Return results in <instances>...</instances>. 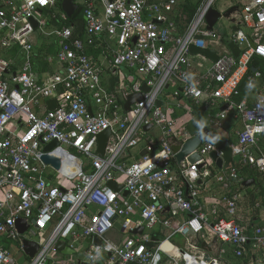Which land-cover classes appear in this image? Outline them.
<instances>
[{"label":"built area","instance_id":"2783aa9c","mask_svg":"<svg viewBox=\"0 0 264 264\" xmlns=\"http://www.w3.org/2000/svg\"><path fill=\"white\" fill-rule=\"evenodd\" d=\"M196 1L189 16L183 0H98V6L82 0L78 35L62 0H0V51L17 48L23 55L18 65L0 57V239L20 249L23 238L35 241L38 250L27 264H161L164 244L176 234L186 239L187 248L175 249L183 264H197L188 251L196 248L193 236L229 245L238 259L255 253L264 263V226L246 232L235 167V161L247 165L264 181V73L252 66L254 58L264 64V0H226L225 9H216L236 7L218 18L229 21L230 34L214 29L218 19L207 28L215 0ZM36 31L57 46L48 60L59 69L41 77L32 70ZM191 46L215 50L216 60L191 53ZM92 50L109 58L98 64ZM104 73L115 76L113 85ZM242 81L254 96L236 100ZM135 93L140 100L126 110ZM49 99L56 101L53 110ZM194 108L210 129H223L228 113L240 122L226 169L216 167L209 154H222L207 141L193 151L199 160L176 162L170 143L191 137L185 124ZM107 129L100 155L97 136ZM52 141L57 144L45 151ZM43 155L56 156L61 170ZM206 178L218 187L208 204L200 187ZM110 180L121 188L112 190ZM17 218L29 224L22 235ZM117 222L122 240L109 236ZM156 232L161 236L153 238ZM65 240L70 255L55 249ZM0 264H16L1 242Z\"/></svg>","mask_w":264,"mask_h":264},{"label":"crops","instance_id":"0c3cea01","mask_svg":"<svg viewBox=\"0 0 264 264\" xmlns=\"http://www.w3.org/2000/svg\"><path fill=\"white\" fill-rule=\"evenodd\" d=\"M81 1L82 0H80V1L74 0V3L77 4L76 10H78L79 8L81 9L80 19H79L80 26L78 25L76 19H74V18L71 19L72 16L75 14L76 10L73 12V14L71 16H68V21L70 23L74 24V27L76 29L75 31L78 32V35H80V33H83L82 8L84 5L81 3ZM90 1H92L97 6L99 5L98 0H90ZM60 7H61V3H60ZM182 23H183V21L181 22V24ZM56 50H57V47L55 49V52H56ZM32 52L34 54V56H32V70L37 77H41L45 73L49 74L53 71L55 72L56 70L59 69L56 62H50L48 60L49 58H51V59H53L52 61H54L55 52L50 53L48 48H45L44 50H42V48L40 47V44H36L35 42H34ZM91 53H92V56L94 57V59L97 61L98 64L101 61H103L104 57L109 58V56L103 54L99 50H92ZM0 57L7 59L9 61H12V62H14L15 65H18L21 63L23 55H22V53H19L17 48H13L10 51H0ZM39 60H41V61H39ZM253 60L257 61L254 64L261 62V60L257 59V58H254ZM104 78L107 79L111 85H113L115 82V76L108 75V73H104ZM248 92H249V90H248ZM249 95H251V97L254 96L253 94H251V91L249 92ZM181 112H183V110L178 111L176 117L180 116V114H182ZM191 118L193 120H198V121H201L203 123H206V115L203 114L200 110H198L196 108H194V111L192 113ZM191 118L186 116L187 120L188 119L190 120ZM178 122L180 123L179 120H178ZM240 127H241L240 122L235 121L232 113H228V117L225 121V127L223 129H219V130H221V132L223 133L221 136L227 137L228 139H231V142H234L236 139L235 130L240 129ZM262 140L264 141V136L261 137V141ZM236 162L237 161H235V163ZM249 180H251V179H249ZM252 180L254 182L250 186H243L242 185V183L244 181H246L244 179H242L241 185L239 184L238 186H236V188L244 195V199H243V200H245V202L243 201L244 202L243 203L244 211L241 214V216H243V219L241 221H242V223L247 225L246 232L249 235H251V232L253 231V228L255 226H257V225H263L264 226V181L258 172L256 173L255 178ZM198 183H200V181ZM200 187H201V189H203L202 195L204 197L205 204L216 201V199L218 198L217 197L218 196V187L213 182L212 179H209V178L204 179L202 181ZM247 217H248V219H247ZM118 227H119V223L117 222L115 224V227L109 233V236L113 239L115 238V239L122 240L123 238H125V236L119 231ZM159 235L160 234L158 232H156V235L153 234L152 236H153V238H157L156 236L159 237ZM185 240H186L185 237H183L179 234L172 236L171 239L164 244V248H163L164 253L162 255L163 258L161 260V264H174L173 260L177 261V263H179V264H183L182 259L179 257V255L177 254L175 249L177 247L187 248V245H185L186 244ZM192 240H193V243H195L196 248L192 249V250H188V251L192 255L196 256L197 264H202V263L203 264H212L211 262H204L201 259V254H200V251H201L200 250V243H201V241H199L198 237L193 236ZM0 242L2 244H4L5 246H7V248L11 251V253H12L13 248L16 250V252L17 251L22 252V249H20V247L17 244H11V243L5 242L3 239H0ZM64 242L66 244H69L68 240H65ZM82 242L84 244V245H82V247H83L89 241H87L85 238V239L81 240V243ZM207 244H211L212 251L210 253V256L215 261V264H222V260H225V258H227L228 256H231L236 260H243L244 262H246V264H253V263L254 264H256V263L261 264V263L257 262V259L259 256L258 255L256 256L255 253L253 254L255 257V260H254V262H252L254 257L251 254V252H249L246 255L245 259H238L236 256L233 255L232 248L225 243H222L219 241H216L214 243L213 241H211L210 243H207ZM22 254H23L24 259L21 260V262H18L16 260V258L14 257L16 264H24L25 261H27L29 259L24 255L23 252H22ZM12 255H13V253H12ZM262 264H264V263H262Z\"/></svg>","mask_w":264,"mask_h":264},{"label":"water","instance_id":"95a60500","mask_svg":"<svg viewBox=\"0 0 264 264\" xmlns=\"http://www.w3.org/2000/svg\"><path fill=\"white\" fill-rule=\"evenodd\" d=\"M61 8L62 10L67 14V16H71L73 12L77 9V4L74 3V0H62L61 2ZM236 9V7H230L226 9L223 13H219L216 9L210 8L206 14V23H207V28L211 29L213 25L216 23L217 19L220 16H223L225 18H228L230 14ZM34 26L35 23L33 22ZM228 47L232 54L234 56L238 55V49L236 45L233 42L228 43ZM190 52L191 53H201L204 56L216 60V53L215 50L213 49H200L196 48L194 46L190 47ZM142 91H147L148 87L146 85H142L141 87ZM140 93H135L131 94L127 97V100L124 103V108L126 110H129L130 105L133 104L135 101L140 100ZM161 101H157V105H160ZM46 106L48 107L49 110H53L56 107V101L54 99H49L46 101ZM90 111V109H89ZM150 126H145L143 129L147 130ZM186 130L190 133L191 137L188 138L185 142L182 144L180 142L175 143L174 139L171 140L170 147L172 152L174 153V158L177 163H180L181 161L184 160L186 157L187 161L190 163H194L197 160H199L200 156L193 151L202 143V142H209L213 145L216 146V148L221 152V157H218V155L215 152H211L210 158L212 161L215 163L217 168H224L226 169L231 161H232V150L230 147V139L218 135L217 131L214 129H210L207 127L203 122L198 121V120H193L190 119L186 122L185 124ZM110 131L109 129L102 131L101 133L98 134L97 136V152L100 155H104L105 153V147L107 144V140L109 137ZM56 141H52L49 143L44 150L48 151L51 148H53L56 145ZM42 160L45 163L51 164L53 167L60 169V164H59V159L56 156H51V155H43ZM203 167V164H198L197 168L201 169ZM253 180H246L242 183L243 186H250L253 184ZM108 187H110L114 191H118L121 186L116 184L114 181L110 180L107 183ZM126 193V192H124ZM14 226L17 230V232L22 235L25 230L29 227V224L26 220L22 218H17L14 222ZM141 227L134 230V232H140ZM87 241H90V237L86 238ZM94 243L100 244L101 239L98 237L93 238ZM213 242L215 243L216 240L214 239ZM22 244V252L27 258H32L35 253L38 250V244L30 239L23 238L21 240ZM55 249L59 252H61L64 255H70L73 253V249L70 248L64 241H58L55 245ZM200 254H201V259L204 262H211L212 264H215V261L211 258L210 253L212 251L211 249V244H206L204 242L200 243Z\"/></svg>","mask_w":264,"mask_h":264},{"label":"rangeland","instance_id":"374dc122","mask_svg":"<svg viewBox=\"0 0 264 264\" xmlns=\"http://www.w3.org/2000/svg\"><path fill=\"white\" fill-rule=\"evenodd\" d=\"M76 1H80V0H76ZM226 5H227V1L226 0H215L213 6H214L215 9L222 10V9H225ZM214 29H216L217 31H219V32H221L223 34H224V32L228 33V34L231 33L230 23L225 18L218 19L217 23L214 26ZM32 37L34 38V42L36 44H40V47L42 48V50H44L45 48H48L50 53H54L55 52V49H56L57 46L54 43L52 37H46L45 35L39 33L38 31L34 32ZM191 58L194 59L195 61L201 60L200 57L192 56ZM205 64L208 65L209 61H205ZM172 90L173 89L170 88L167 92L171 93ZM167 98L169 100H172L171 95H168ZM216 131H217L218 135H220V136L223 134L221 132V130H219V129H217ZM230 141H231V139H230ZM75 245H76L77 249H79V247H81L84 244L82 242L79 245H77V244H75ZM12 253H13L14 257L16 258V260L18 262H21V260L24 259L22 252H20V251L16 252V250L14 248L12 249ZM27 262L28 261H25L24 264H27ZM222 264H244V261L243 260H236L233 257L228 256L227 258H225V260H222Z\"/></svg>","mask_w":264,"mask_h":264},{"label":"trees","instance_id":"16d2710c","mask_svg":"<svg viewBox=\"0 0 264 264\" xmlns=\"http://www.w3.org/2000/svg\"><path fill=\"white\" fill-rule=\"evenodd\" d=\"M183 1H184L182 4L183 10L187 11L188 15L190 16L192 11L195 9L198 1H196V0H183ZM80 12H81V9L79 8L78 10H76L75 14L71 18V19H73V18L76 19L79 26H80V24H79L80 23L79 22ZM39 61H41V60H39ZM252 62H253L252 66H255V65L260 66V69L264 73V64L262 62H259L256 64H254L255 62H257L256 60H252ZM263 79H264V74H263ZM239 89H240V95L236 98V100H240L243 96H245L248 93V88L246 87L245 81H242L240 83ZM261 146L264 150V141L263 140L261 141ZM235 167L238 171V174L240 175V177L242 179L249 180V179L255 178V175L257 172L255 170L251 169L249 166H247V165L243 166L241 164L235 163ZM240 185H241V183H240ZM244 264H246V262H244Z\"/></svg>","mask_w":264,"mask_h":264},{"label":"snow or ice","instance_id":"6c2138e0","mask_svg":"<svg viewBox=\"0 0 264 264\" xmlns=\"http://www.w3.org/2000/svg\"><path fill=\"white\" fill-rule=\"evenodd\" d=\"M42 2H43V0H42Z\"/></svg>","mask_w":264,"mask_h":264}]
</instances>
